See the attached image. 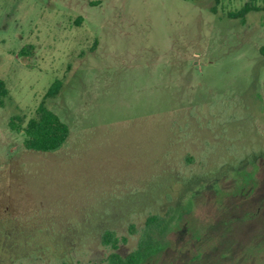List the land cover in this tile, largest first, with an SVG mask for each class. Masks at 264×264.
Masks as SVG:
<instances>
[{
    "label": "rangeland",
    "instance_id": "374dc122",
    "mask_svg": "<svg viewBox=\"0 0 264 264\" xmlns=\"http://www.w3.org/2000/svg\"><path fill=\"white\" fill-rule=\"evenodd\" d=\"M248 1L0 0V264H93L106 229L127 254L150 213L172 221L145 264H264V10L228 15ZM56 79L70 138L27 150L10 118Z\"/></svg>",
    "mask_w": 264,
    "mask_h": 264
},
{
    "label": "trees",
    "instance_id": "16d2710c",
    "mask_svg": "<svg viewBox=\"0 0 264 264\" xmlns=\"http://www.w3.org/2000/svg\"><path fill=\"white\" fill-rule=\"evenodd\" d=\"M214 1L216 4L220 2ZM259 1L249 0L240 9L229 11L228 15L244 22L251 11L264 10V0L263 5ZM28 52L25 47L21 49L24 56L28 55ZM62 86L63 80L56 79L29 118L19 114L10 118L11 129L24 134L23 144L27 150L55 152L68 142L71 135L70 125L47 106V100L57 96ZM10 97L11 90L0 75V106L5 107ZM171 221V215L150 213L141 229L130 225V232L138 234V241L136 247L127 254H122L119 249L122 243L128 242V237L119 234L115 229L104 230L101 242L108 249V253L101 261L93 264H145L150 257L164 248V237Z\"/></svg>",
    "mask_w": 264,
    "mask_h": 264
}]
</instances>
